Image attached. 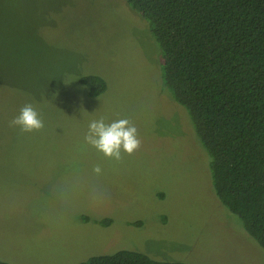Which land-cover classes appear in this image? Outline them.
Returning a JSON list of instances; mask_svg holds the SVG:
<instances>
[{"label": "rangeland", "instance_id": "374dc122", "mask_svg": "<svg viewBox=\"0 0 264 264\" xmlns=\"http://www.w3.org/2000/svg\"><path fill=\"white\" fill-rule=\"evenodd\" d=\"M148 23L124 0H0V259L76 264L125 248L190 264H264L213 195L206 152L162 81ZM94 74L105 90L80 82ZM31 103L44 128L10 126ZM128 118L140 147L86 144L92 119ZM99 165L101 173L93 172ZM110 217L105 225L98 220Z\"/></svg>", "mask_w": 264, "mask_h": 264}, {"label": "trees", "instance_id": "16d2710c", "mask_svg": "<svg viewBox=\"0 0 264 264\" xmlns=\"http://www.w3.org/2000/svg\"><path fill=\"white\" fill-rule=\"evenodd\" d=\"M124 1L148 23L166 91L206 152L213 195L264 251V0ZM80 82L90 96L106 87L94 74ZM76 264L190 263L121 248Z\"/></svg>", "mask_w": 264, "mask_h": 264}, {"label": "clouds", "instance_id": "9594fccd", "mask_svg": "<svg viewBox=\"0 0 264 264\" xmlns=\"http://www.w3.org/2000/svg\"><path fill=\"white\" fill-rule=\"evenodd\" d=\"M9 123L26 133L39 131L45 126L40 113L31 103L25 104ZM84 141L105 157L117 161L122 159V153L131 155L141 145L138 129L128 118L106 122L103 116L88 123ZM101 171L99 165L94 166V173Z\"/></svg>", "mask_w": 264, "mask_h": 264}]
</instances>
